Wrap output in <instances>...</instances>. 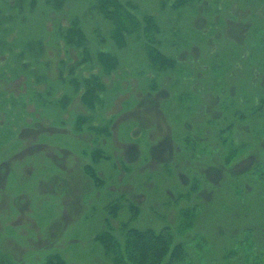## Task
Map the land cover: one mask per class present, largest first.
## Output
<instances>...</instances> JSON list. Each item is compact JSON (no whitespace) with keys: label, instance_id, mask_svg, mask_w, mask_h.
Returning <instances> with one entry per match:
<instances>
[{"label":"rangeland","instance_id":"obj_1","mask_svg":"<svg viewBox=\"0 0 264 264\" xmlns=\"http://www.w3.org/2000/svg\"><path fill=\"white\" fill-rule=\"evenodd\" d=\"M120 1L155 15L174 74L80 0H0V264H112L95 241L110 202L116 234L136 209L130 225L168 230L186 264H264L263 7ZM74 19L92 57L118 59L93 109L71 81L99 68L59 36Z\"/></svg>","mask_w":264,"mask_h":264},{"label":"trees","instance_id":"obj_2","mask_svg":"<svg viewBox=\"0 0 264 264\" xmlns=\"http://www.w3.org/2000/svg\"><path fill=\"white\" fill-rule=\"evenodd\" d=\"M44 1L48 9L54 10V8H62L63 4H66L68 0ZM80 1L83 4H87L91 12L109 22L112 27V37L117 45H125L126 38H133L134 41H139L146 52V66L152 72L158 75L159 72H163L165 76L176 72L178 66H176L175 58L166 55L160 49L163 38L160 24L157 22L155 15L144 14L138 17L134 13V7L127 3H122L120 0ZM240 1H243L251 10H257L261 7L264 10V0ZM186 2V0H173L171 7L177 8ZM165 4L167 2L163 0L160 7L165 8ZM59 36L66 46L75 47V49L79 50L82 64L89 63L92 68L94 66L99 68L100 73L90 75V77L82 79L81 82L74 79L71 81L77 87H83L84 91L80 96L81 103L93 109L101 103L100 97L104 90L101 76L115 71L118 67V59L110 52L103 51H98L92 57L86 36L78 19L72 20L67 28L60 29ZM176 77L178 78L179 75ZM153 84L151 82V87ZM171 86L175 87L177 85L175 83V86ZM150 90L152 92L156 91L155 88ZM184 95V91H178V98ZM255 97L253 95V99ZM86 173L95 182V185L98 186L102 183V180H100L92 167L87 166ZM117 210V205L113 202L107 204L108 217L104 219V228L95 236V241L101 246L105 257L109 258L112 264H186L185 245L181 241H175L174 236L168 230L138 229L130 225L136 209H132L133 212L130 219L121 225L117 232L119 235H117L114 228L110 225V219L116 217ZM45 264H63V262L58 256H51L48 257Z\"/></svg>","mask_w":264,"mask_h":264}]
</instances>
